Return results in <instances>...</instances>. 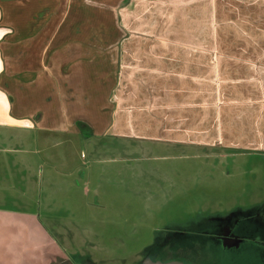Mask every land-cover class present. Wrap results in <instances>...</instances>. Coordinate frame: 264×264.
<instances>
[{
  "label": "crops",
  "instance_id": "obj_1",
  "mask_svg": "<svg viewBox=\"0 0 264 264\" xmlns=\"http://www.w3.org/2000/svg\"><path fill=\"white\" fill-rule=\"evenodd\" d=\"M130 73L136 87L124 83ZM151 118L167 140L205 148L229 149L249 124L250 148L264 153V0H0V223L28 220L47 234L24 205L51 183L42 169L75 168L60 170L35 145L60 146L50 136L69 127L84 139L94 125L130 137ZM57 243L41 242L42 262L59 260Z\"/></svg>",
  "mask_w": 264,
  "mask_h": 264
},
{
  "label": "rangeland",
  "instance_id": "obj_2",
  "mask_svg": "<svg viewBox=\"0 0 264 264\" xmlns=\"http://www.w3.org/2000/svg\"><path fill=\"white\" fill-rule=\"evenodd\" d=\"M103 22L108 23L99 19ZM139 61H133L132 70ZM132 76L124 83L136 87ZM122 95L137 105V92ZM153 101L148 98L146 104L152 107ZM239 125L236 138L225 142L232 145L229 149L167 140L152 118L130 125V137L103 135V125H94L91 139L70 127L64 135H51L61 145L48 149L38 143L40 158L65 172L75 169L60 176L38 172L40 179L51 177V183L43 185L40 200L24 209L39 214L47 234L28 226V220H12L11 227L0 223V264H46L39 245L55 239L61 245L55 264H143L152 261L147 256L170 257L179 245L198 247L191 251L197 255L193 264H220L214 236L225 227L256 243L226 254L225 261L262 264L264 153L250 148L249 124ZM9 200L2 199V206L11 207ZM20 224L28 231L18 229Z\"/></svg>",
  "mask_w": 264,
  "mask_h": 264
},
{
  "label": "flooded vegetation",
  "instance_id": "obj_3",
  "mask_svg": "<svg viewBox=\"0 0 264 264\" xmlns=\"http://www.w3.org/2000/svg\"><path fill=\"white\" fill-rule=\"evenodd\" d=\"M214 241L216 242V246H218V248L221 251V259L219 261L220 264L228 263L229 260L225 261V258H227L226 254H231L233 256L236 255L241 249H243L245 245L256 244L255 241L253 240H248L243 236H238L233 234V231L227 227L223 228L218 235L214 236ZM197 248L195 246L186 247L185 245H179V248L176 249L177 252L171 255L170 257L147 256L146 258L150 257L149 259H151L152 261L155 262L159 261L162 263L173 261L182 264H193L197 259V255L196 254L191 255V251H197ZM261 263L264 264V257L262 258Z\"/></svg>",
  "mask_w": 264,
  "mask_h": 264
},
{
  "label": "water",
  "instance_id": "obj_4",
  "mask_svg": "<svg viewBox=\"0 0 264 264\" xmlns=\"http://www.w3.org/2000/svg\"><path fill=\"white\" fill-rule=\"evenodd\" d=\"M143 264H182V263H179V262H167V263H162V262H159V261H145Z\"/></svg>",
  "mask_w": 264,
  "mask_h": 264
}]
</instances>
